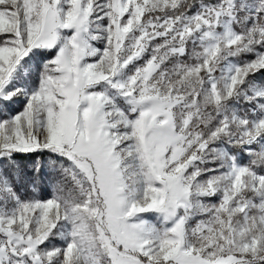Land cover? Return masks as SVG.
<instances>
[{
  "label": "snow or ice",
  "instance_id": "obj_1",
  "mask_svg": "<svg viewBox=\"0 0 264 264\" xmlns=\"http://www.w3.org/2000/svg\"><path fill=\"white\" fill-rule=\"evenodd\" d=\"M0 264H264V0H0Z\"/></svg>",
  "mask_w": 264,
  "mask_h": 264
}]
</instances>
